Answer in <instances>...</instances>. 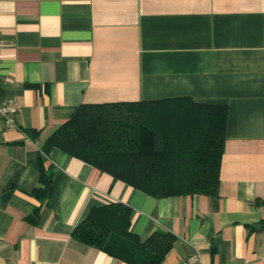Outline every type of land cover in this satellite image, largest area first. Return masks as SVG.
Listing matches in <instances>:
<instances>
[{"label":"crops","instance_id":"obj_1","mask_svg":"<svg viewBox=\"0 0 264 264\" xmlns=\"http://www.w3.org/2000/svg\"><path fill=\"white\" fill-rule=\"evenodd\" d=\"M0 36V102L19 105L0 119V264H131L72 235L118 200L140 240L175 235L159 264H264V0H0ZM121 101L162 139L160 174L42 151L80 104ZM218 106L216 193L139 189L189 184Z\"/></svg>","mask_w":264,"mask_h":264},{"label":"trees","instance_id":"obj_2","mask_svg":"<svg viewBox=\"0 0 264 264\" xmlns=\"http://www.w3.org/2000/svg\"><path fill=\"white\" fill-rule=\"evenodd\" d=\"M136 105V102L122 101L80 104L75 114L45 138L41 149L48 153L52 147H59L128 181H132L127 176L129 172L118 167L128 160L145 167L153 166L149 170L136 171L137 175L160 174L164 167L162 139L156 131L137 121L133 111ZM215 109L211 116V137L202 145V148L206 147V154L195 156V170L189 172V178H192L189 184L143 185L139 189L153 195L216 193L226 109L224 106ZM39 166L45 196L50 189V175L45 173L42 159ZM131 211L128 204L119 200L91 206L73 228L72 235L131 264H159L172 247L175 235L169 231H153L147 238L140 240L129 230Z\"/></svg>","mask_w":264,"mask_h":264},{"label":"built area","instance_id":"obj_3","mask_svg":"<svg viewBox=\"0 0 264 264\" xmlns=\"http://www.w3.org/2000/svg\"><path fill=\"white\" fill-rule=\"evenodd\" d=\"M2 46V38L0 36V48ZM19 109L16 101L0 102V119L8 125H13V116Z\"/></svg>","mask_w":264,"mask_h":264}]
</instances>
